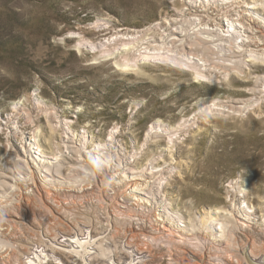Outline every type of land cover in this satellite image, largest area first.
<instances>
[{
    "label": "rangeland",
    "instance_id": "obj_1",
    "mask_svg": "<svg viewBox=\"0 0 264 264\" xmlns=\"http://www.w3.org/2000/svg\"><path fill=\"white\" fill-rule=\"evenodd\" d=\"M184 7L182 0H0V17L4 19L0 18V26L8 21L7 13L16 18L0 33L3 44L11 46L7 54L0 53V172H5L3 179L10 181L7 176L13 173L8 169L14 168V153L25 149L26 139L29 143V139L36 136L48 155L54 151L48 140L52 136L49 117L42 112L50 107L60 119L70 122L73 130L70 134L88 136L87 150L92 145L106 143L115 132L111 142L113 149L121 155L136 152L140 155L138 166L145 167L150 162L157 167L174 166L173 174L162 183L161 194L167 196L171 207L185 220L198 216L201 211L228 209L238 198L247 201L248 206H262L264 98L257 99L263 88L256 87L254 80L264 78L263 67L258 64L251 67L248 81L232 76L222 84H210L195 81L190 72L167 65L147 62L141 64L137 72L125 71L117 65L127 53L121 50L120 40L114 41L115 36L145 29L165 17H176V11ZM256 12L262 13L264 9H256ZM18 40L19 48L15 46ZM79 41H90L98 46L105 43L103 49H116V52L113 50L115 53L111 56L103 54L102 47L92 50L87 44L79 45ZM214 103L230 106V109L228 112L207 110ZM245 106H248L245 111H236ZM153 124L174 131L173 143H168L167 136H153L143 146ZM61 133L57 130L53 135ZM19 154L23 158H30V154L38 157L37 151L31 150ZM91 167L99 173L101 182L97 187L103 184L107 194L113 193L110 176L94 164ZM97 187L81 194L64 188L55 195L49 190L51 199L43 196V192L40 199L21 196L18 204L23 214L12 217L9 227L12 243L19 250V262L39 254L44 257L43 264H55V258L44 256L45 253L50 255L46 248L53 247V243L62 245L61 236L73 231L78 233L75 223L84 236L87 230L100 228L99 223L104 225V234L97 236L106 239L101 241L96 256L92 255V262L87 255L76 264H110L108 251L115 246L140 245L137 240L129 239L127 243L124 236L130 233L117 232L121 227L108 225L102 207L108 210L112 200L103 195L100 203ZM117 205L127 213L128 208L121 199L117 200ZM156 211L155 208L148 217H153ZM10 214L12 211L0 212V218L8 219ZM13 218L18 223H14ZM56 221L58 223L53 224ZM14 229L19 231L16 243L12 237ZM147 230L142 235L151 238L156 234L154 229ZM257 232L249 233L252 239L243 240L242 249L235 251L225 243L216 244L221 248L218 257L213 255L212 249L206 252L205 258L217 263L226 261L227 256H241L244 258L241 264H264V238ZM206 237L209 239L208 235ZM251 242L258 251L252 255L249 253ZM13 249L0 258V264H13ZM129 251H134L136 259L143 257L141 264H158L154 255H162L145 251L139 254L134 248ZM193 251L186 244L179 248L183 253L182 264L194 262Z\"/></svg>",
    "mask_w": 264,
    "mask_h": 264
},
{
    "label": "bare ground",
    "instance_id": "obj_2",
    "mask_svg": "<svg viewBox=\"0 0 264 264\" xmlns=\"http://www.w3.org/2000/svg\"><path fill=\"white\" fill-rule=\"evenodd\" d=\"M182 1L185 7L181 10L176 9V17H165L145 29L114 37V41H121L122 49H119L127 53L126 57L122 58V62L117 64L120 68L137 72L141 64L152 62L186 70L191 73L195 81L210 84H222L229 81L232 76L248 81V77L252 75L251 67L258 64L264 68V12H256V9H264V0ZM83 44H87L86 47L92 50L102 47L103 54L110 56L116 50L103 49L105 43L99 46L90 41L79 43V45ZM119 49L117 47V50ZM254 83L256 87L263 88L257 97L258 100H262L264 78H255ZM229 107L214 103L208 106L207 110L228 112ZM246 109L248 106L236 111L241 113ZM43 110L42 112L49 117L48 125L52 136L48 140L54 151L48 155L40 139L33 136V139H29V143L26 139L25 149H21L20 152L37 151L38 157L30 154V158H27L28 156L23 158L19 151V153L15 151L14 168L8 170L18 174L15 176L12 173L11 176H7L10 178V181H7L3 179L5 172H0V212L11 213L12 211L8 219L0 218V258L14 248L11 256L13 264H42L44 257L39 254L32 258L25 256L26 261L20 263L18 247L12 243L9 227L12 217L18 218V214H23L18 204L21 196H36L40 199L39 196L43 192V196L51 199L52 193L49 190L55 195L64 188L81 194L93 186L97 187L101 181L98 180L97 170L91 167L93 164L110 176L111 187L115 190L107 194V190L102 187L103 184L100 188L97 187L98 195L96 196L100 203L103 195L112 200V206L108 207V210L102 207L103 218L109 220V226L121 227L117 232L130 233L124 236L127 243L129 239L140 243L136 246H115L110 250L111 252L108 251L107 258L110 264H141L143 257L136 259L135 254L132 253L134 251L128 252L129 248H134L139 254L143 251L151 255L162 253V255H154L158 264H182L183 253L179 252V248L184 244L188 245L192 251L193 248L196 249L193 251L195 258L191 264H241V260L244 259L241 256L240 258L227 256L226 261L213 263L207 260L205 255L207 251L214 249L213 255L218 257L221 248L215 245L221 243H225L231 250L242 249L244 241L249 242L252 239L249 235L252 230L259 231L257 233L264 238V200L261 201L262 206L255 208L252 205L248 206L245 200L234 199L228 209L201 211L198 216L185 220L177 210L171 207L167 196L161 194L163 182L167 176L170 177L169 174H173L174 166L157 167L152 162L145 167L138 166L140 155L136 152L121 155L113 149L111 142L115 132L110 134V139L106 143L92 145L91 149L87 150V144L90 142L87 139L88 136L84 133L70 134V122L60 119L55 112L50 111V107ZM27 118L30 119L29 114ZM57 130H61L60 136L53 135ZM153 136H167L168 143H173L176 134L167 127L153 124L146 133L147 138L143 146L147 145V141ZM169 155L172 157V154ZM119 199L126 204L127 213L118 207ZM53 202L55 205V201ZM28 205L30 206V203ZM155 208L157 211L152 215L153 217H148ZM255 213H259V216H255ZM136 216L141 217L137 219ZM14 218L13 222L18 223ZM55 223L58 222L53 224ZM90 224L91 222L88 221L87 225ZM75 225V228H78L77 236L80 235L81 238L77 237L70 241L73 243L70 249L53 243V247L50 246L47 249L50 255L46 256L45 253V257L58 259L78 256L80 258L87 251L92 262V255L96 256V252L102 246L101 241H106L105 236H97L104 234V225L99 223L100 228H93L94 231L87 230V236H84L83 230L77 223ZM147 228L154 229L156 234L151 238L142 235L148 231ZM137 231H140V234ZM18 232L17 229L13 231L14 243L18 240ZM239 240L241 243H238ZM110 244H112L111 241ZM251 244L253 245L249 253L252 255L256 251V246L252 242ZM204 247L205 250H203ZM257 250L260 249L257 248ZM26 251L27 248H25ZM41 254L43 255V252ZM125 258L130 260L124 261ZM210 259L214 260L212 257Z\"/></svg>",
    "mask_w": 264,
    "mask_h": 264
},
{
    "label": "built area",
    "instance_id": "obj_3",
    "mask_svg": "<svg viewBox=\"0 0 264 264\" xmlns=\"http://www.w3.org/2000/svg\"><path fill=\"white\" fill-rule=\"evenodd\" d=\"M72 234H73V237H70V235H72V234H69V235H66V236H61V238H62V245L61 244H59V243H57L60 247H63V248H68V249H70V245L71 244H73V243H70V241H72V240H74V238H77L78 236H77V233L76 232H71ZM87 233H88V231H87ZM67 242L69 243V245H67ZM56 244V245H57ZM36 247H39V246H36ZM55 247H57V246H55ZM48 249V247L46 248V250ZM41 251H43L42 249H41ZM88 254H87V251H85L84 253H83V255L82 256H80V259L84 256V257H86ZM87 257H89V255L87 256ZM55 258V257H54ZM79 259V257L77 256V257H75V256H71V257H69V258H65V257H59L58 259H56V262H55V264H61V263H63V264H67V263H69V264H76L77 263V260ZM71 260V261H70ZM89 261H91L90 260V257H89V259H88ZM64 261V262H63ZM72 262V263H71ZM42 264H43V262H42Z\"/></svg>",
    "mask_w": 264,
    "mask_h": 264
},
{
    "label": "trees",
    "instance_id": "obj_4",
    "mask_svg": "<svg viewBox=\"0 0 264 264\" xmlns=\"http://www.w3.org/2000/svg\"><path fill=\"white\" fill-rule=\"evenodd\" d=\"M70 1H75V0H70ZM14 16H15L14 14L7 13L6 17H7L8 21L2 23V25L0 26V33H3L6 30V28H8V24L7 23L11 24V22H15L16 21V18ZM0 18L3 19L2 17H0ZM0 39H1V37H0ZM16 43H17V45H15V46L19 48L20 47L19 46L20 45V40H18ZM10 47H11L10 44H8V43L3 44V42L0 40V53L3 52L5 54H7L10 51Z\"/></svg>",
    "mask_w": 264,
    "mask_h": 264
}]
</instances>
